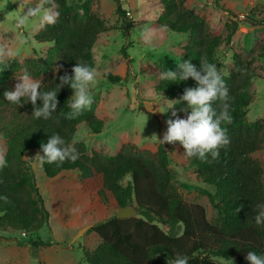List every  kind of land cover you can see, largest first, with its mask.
<instances>
[{
	"label": "trees",
	"instance_id": "obj_1",
	"mask_svg": "<svg viewBox=\"0 0 264 264\" xmlns=\"http://www.w3.org/2000/svg\"><path fill=\"white\" fill-rule=\"evenodd\" d=\"M186 1L159 0L161 15L157 23L160 28L188 37L184 60H191L199 70L203 58L220 71L217 49L222 36L214 34L206 19L194 9L186 8ZM41 3L44 10L55 13V20L33 38L39 44L51 45L44 57L26 64L18 60L0 61V136L6 142L8 165L0 169V230L36 235L24 242L35 249L51 246V242L38 237L50 218L39 190V179L53 180L76 172L92 203H115L119 208L133 204L139 210L133 218L115 216L92 228L101 243L95 250L84 251L88 264H171L177 255L187 256L189 264H224L223 261L230 260L249 264L246 260L249 251L264 254V223L257 225L253 219L264 211L260 207L264 206V169L252 157L264 148V121L248 120L254 98L253 82L263 77L254 68L256 58L237 55L231 73L228 76L221 73L229 90L226 103L232 123L224 126L230 144L219 150L217 159L211 154L204 160L188 157L199 181L214 189V195L203 191L217 212L215 222H211L205 207L186 202L176 186L165 144L160 143L156 152L123 144L117 154L108 156L100 152L89 155L85 143L74 142L81 124L87 126L89 133L101 134L105 123L97 117L95 103L76 118H66L71 111L70 86L65 85L58 92L57 110L48 120L32 117L34 106L27 97L22 99V106L6 100L4 93L9 80L25 68L33 77H46L43 90L54 88L59 76L72 75L76 62L95 68L94 47L107 25L93 11L91 0L73 4L68 0H41ZM115 3L119 18L128 20L121 0ZM122 52L127 57L126 46ZM104 77L114 84L122 81V77L111 73H105ZM194 87L196 82L191 78L180 82L161 80L156 90L174 100L186 88ZM222 103L214 102L217 112ZM36 106H42V101L38 100ZM53 134H59L66 144L77 149L79 159L75 163L50 164L32 159L37 153L43 155L41 144H46Z\"/></svg>",
	"mask_w": 264,
	"mask_h": 264
},
{
	"label": "rangeland",
	"instance_id": "obj_2",
	"mask_svg": "<svg viewBox=\"0 0 264 264\" xmlns=\"http://www.w3.org/2000/svg\"><path fill=\"white\" fill-rule=\"evenodd\" d=\"M77 1L68 0L69 4ZM91 2L93 11L107 25L94 47L98 78L91 86L96 115L105 126L101 134H91L87 126L81 124L74 142L85 143L89 155L100 152L113 156L123 144H134L139 150L156 152L160 143L152 136L163 138L166 121L175 119L171 112L175 110L179 118L186 119L191 111H180L187 108L186 102L170 109L174 102L156 90L163 68L179 73L177 64L185 59L183 53L188 37L159 27V0H121L128 20L119 18L115 0ZM185 7L194 9L206 19L214 34L222 36L217 57L223 75L228 76L234 69L237 55L244 59L256 58L254 68L263 77L253 82L254 98L248 120L264 121V57H260L264 53V0H187ZM32 9L36 10L35 14H29L24 24H20V18ZM54 20L55 13L44 10L41 0H0V47L6 53L0 61L18 60L26 64L44 57L51 45L39 44L33 38ZM124 46L127 47V57L122 52ZM105 73L118 75L122 81L111 83L105 79ZM22 74L23 70H20L12 75L7 91L14 90ZM32 78L41 80L42 84L46 79L44 76ZM140 107H145L147 112L141 111ZM165 145L176 186L185 201L205 207L208 219L215 222L217 212L203 192L214 195V189L199 181L178 142ZM0 152H6V142L1 136ZM252 157L264 169V148ZM38 186L50 213L48 223L39 231L38 237L51 242V246L35 249L24 242L36 235L12 229L0 230V264H88L84 251L95 250L101 243L92 228L117 216L119 207L115 203L98 205L89 201L76 172L65 173L53 180L41 177ZM86 227L89 229L84 231ZM223 262L236 264L235 260Z\"/></svg>",
	"mask_w": 264,
	"mask_h": 264
},
{
	"label": "clouds",
	"instance_id": "obj_3",
	"mask_svg": "<svg viewBox=\"0 0 264 264\" xmlns=\"http://www.w3.org/2000/svg\"><path fill=\"white\" fill-rule=\"evenodd\" d=\"M35 9L29 10L28 14L21 17L20 24H24L29 14H35ZM58 15V13H57ZM52 20V17H48ZM6 55L4 48L0 47V60ZM179 73L163 68L159 73L161 80L168 81H187L189 78L196 82V87L186 88L183 95L178 100H172L173 109L175 105L182 102L187 103V108L180 111L190 114L186 119H181L175 110L171 112V116L166 121L167 130L162 139L154 134L152 138L158 140L162 145L179 142L184 150L186 157L198 158L204 160L209 154L213 159L219 157V150L230 144L228 130L224 125L232 123V117L229 112V105L226 103L229 97V90L225 84L221 72L213 63H209L206 59L200 60L199 70L194 66L191 60H183L177 64ZM59 71V69H57ZM72 75L65 73L59 76V83L54 88L43 90L41 80H35L25 68L23 74L18 78L20 81L14 87V90L4 93L6 100L17 106H22L21 101L27 97L28 101L34 106L32 117L35 119L43 118L51 119L53 113L58 107L57 95L61 88L65 85L70 86L73 95L69 100L71 111L66 118L73 119L81 115L83 110L90 108L93 103L91 86L94 85L98 78L97 70L84 63L76 62L71 69ZM42 101V106L37 107V101ZM222 101L220 111L217 112L213 106L214 102ZM169 110V109H168ZM167 110V111H168ZM43 155L39 153L32 159L47 163H64L70 161L75 163L79 159V153L74 146L66 144V141L59 135L53 134L47 143L41 144ZM5 154L0 152V169L7 167ZM6 199V197H5ZM243 206L236 209L238 213ZM264 207V206H260ZM257 225L264 223V211L253 216ZM246 260L249 264H264V254H257L255 251H249ZM171 264H189V258L184 255H177ZM226 264V262H225Z\"/></svg>",
	"mask_w": 264,
	"mask_h": 264
},
{
	"label": "water",
	"instance_id": "obj_4",
	"mask_svg": "<svg viewBox=\"0 0 264 264\" xmlns=\"http://www.w3.org/2000/svg\"><path fill=\"white\" fill-rule=\"evenodd\" d=\"M139 109L141 111L147 112L145 107H140ZM138 213H139V210L137 209V207L135 205L131 204L126 208H119L118 213H117V218L118 219H129V218H133V217L137 216ZM87 229H89V227H86L84 229V231Z\"/></svg>",
	"mask_w": 264,
	"mask_h": 264
}]
</instances>
